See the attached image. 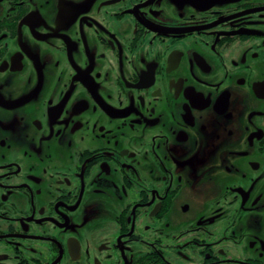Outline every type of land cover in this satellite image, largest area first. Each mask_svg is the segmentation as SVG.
<instances>
[{
    "label": "flooded vegetation",
    "instance_id": "1",
    "mask_svg": "<svg viewBox=\"0 0 264 264\" xmlns=\"http://www.w3.org/2000/svg\"><path fill=\"white\" fill-rule=\"evenodd\" d=\"M0 264H264V0H0Z\"/></svg>",
    "mask_w": 264,
    "mask_h": 264
}]
</instances>
